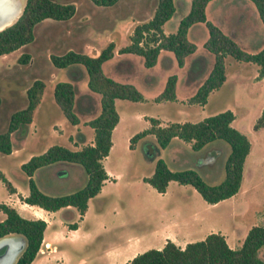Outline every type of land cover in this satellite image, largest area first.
<instances>
[{"label": "rangeland", "instance_id": "374dc122", "mask_svg": "<svg viewBox=\"0 0 264 264\" xmlns=\"http://www.w3.org/2000/svg\"><path fill=\"white\" fill-rule=\"evenodd\" d=\"M18 1L22 8L24 0ZM56 1L73 3L76 11L71 20L45 18L33 26L32 42L0 55V132L5 130L10 114L25 106V87L35 79L44 82L40 108L32 120L33 123L39 121L38 133L36 129L32 130V123L27 125L30 133L26 137L22 135L21 129L12 132L11 146L17 151L0 153V173L11 184L26 190V181L18 176L19 162L29 154L40 153L44 146L60 144L73 149L71 137L75 131L54 102L52 89L57 82H70L75 86V95L81 98L88 92L87 74L80 65L54 67L49 61V54L87 46V53L94 55L108 42H112L113 56L101 64L102 72L112 80L133 85L142 96L140 101L114 99L119 119L113 132L112 147L102 163L115 175V180L106 182L100 196L93 197L91 209L85 218L89 222L99 218L105 225L110 227L112 224L114 228L98 237L94 236L85 245L77 240L75 244L64 242L62 248L70 253L73 260L79 257L90 261L103 246L121 245L129 237L145 238L151 231L170 222L174 223L173 230L176 233H190L196 240H200L197 238L208 230L225 232L228 246L238 248L243 240L246 223L253 219L250 211L243 219L237 217L239 227H235L232 213L244 204L243 193L211 205L188 184L169 181L166 193L160 194L142 181L143 177L153 172L155 161L161 159L170 170L192 169L206 184H217L223 179V162L229 151L225 142L215 140L203 149L193 151L190 143L177 138L170 139L161 147L153 135L146 134L133 143L132 149L128 147V140L149 126L150 117L159 120L164 126L169 123L197 122L230 110L234 116L230 125L244 134L250 143L243 163L247 173L252 157L264 158V127L252 130L264 106V77H257V66L224 56L225 79L219 88L208 93L205 104H188L187 99L205 79L213 60V55L202 47L207 37L204 26L201 36L199 34L202 32L198 28L194 30L195 34L190 31L186 33V38L195 45V50L183 58L181 65L177 64L171 52L160 50L155 64L145 67L141 57L120 53L118 49L128 44L134 26L146 21L149 14L151 16L156 0H120L110 7L95 5L90 0ZM172 4L173 14L162 25L165 35L175 32L179 20L188 12L190 0H172ZM204 14L206 20L230 36L240 50L256 53L262 48L264 27L250 0H210ZM22 53L30 55L26 64L17 62ZM168 76H174L175 99L155 102L154 98L162 92ZM97 96H94L96 102ZM75 102H79L78 98ZM80 127L87 134V128ZM80 143L84 145L86 141ZM64 166H56L59 171L53 177L57 185L55 189L59 193L77 188L73 183L69 184L71 176L70 173H64ZM45 178L40 179L41 183L37 180V184L46 185L50 177ZM246 185L247 177L243 186ZM6 194L0 181V202H3ZM6 203L14 207L22 204L18 196ZM98 207H101L100 211L96 210ZM194 216L202 219L201 224L193 220ZM71 220L76 222L78 218L74 216ZM118 222H121L120 229H115ZM184 222H188V225ZM74 236L72 233L70 237ZM156 244L151 243L153 247ZM260 255L264 257L263 251H260Z\"/></svg>", "mask_w": 264, "mask_h": 264}, {"label": "trees", "instance_id": "16d2710c", "mask_svg": "<svg viewBox=\"0 0 264 264\" xmlns=\"http://www.w3.org/2000/svg\"><path fill=\"white\" fill-rule=\"evenodd\" d=\"M98 6L110 7L120 0H90ZM210 0H190L188 12L179 20L174 33L163 34L162 25L173 14L172 0H156L151 16L132 29L127 45L120 47V53H131L142 58L145 67L155 64L160 50L171 52L178 65L183 58L195 50V45L186 38L190 31L195 34L196 28L203 35L205 28L207 37L202 47L213 55L211 68L187 99L188 104L203 105L209 92L219 88L225 79L224 56L235 60L251 62L257 66V77H264V41L262 48L256 53H247L238 48L233 39L223 33L216 25L205 18L204 10ZM264 27V0H250ZM76 8L72 2L56 0H24L18 17L10 25L0 30V55L7 54L33 40V26L45 18L53 20H71ZM204 26V28L202 27ZM198 35V36H199ZM114 45L108 42L96 56L71 49L60 54H49L50 63L56 68L80 65L87 74V88L99 97V112L85 122L92 129V141L76 149H69L60 144L48 146L43 152L30 156L18 168V176L26 181L27 194L17 195L18 199L27 204L37 206L46 211L62 209L61 216L68 229H75L72 221L73 209L81 216L87 207L89 198L100 190L107 174L101 160L107 156L111 146L110 134L118 121L114 99L130 101L142 100L141 94L128 83H121L107 77L101 64L113 56ZM30 55L22 53L17 58L19 64H26ZM44 82L33 80L25 87L26 104L9 116L7 126L0 132V153L11 152L12 132L24 128L31 122L33 111L41 100ZM174 76H168L161 93L155 102L173 101ZM75 86L70 82H57L52 89L53 100L64 118L71 124L79 122L74 113ZM234 116L230 110L204 117L197 122L169 123L159 125L155 118H148L149 126L132 135L129 149L133 143L151 134L156 142L164 147L172 138L190 143L193 151H199L215 140H221L229 146L228 154L223 162V179L213 185L206 184L196 171L192 169L170 170L161 159H157L153 172L142 181L149 184L156 192L163 193L169 181L192 186L208 204H215L234 195L240 185L243 162L250 149L247 137L233 128L230 123ZM264 127V106L260 115L252 125V130ZM23 133V132H22ZM65 165L70 173L69 184L76 189L69 192H58L52 180L50 186L37 184V180L50 177L51 169ZM46 179V178H45ZM0 181L8 194L15 193L12 184L0 173ZM0 237L16 234L25 240V247L14 264H30L39 250L46 223L40 218L22 217L14 207L0 202ZM264 226H251L241 245L230 248L223 235L210 232L203 239L188 242L183 248L167 240L159 249L150 248L134 255L127 264H264Z\"/></svg>", "mask_w": 264, "mask_h": 264}, {"label": "crops", "instance_id": "0c3cea01", "mask_svg": "<svg viewBox=\"0 0 264 264\" xmlns=\"http://www.w3.org/2000/svg\"><path fill=\"white\" fill-rule=\"evenodd\" d=\"M149 17H150V14H149ZM85 49H87V46L74 49V51L84 52L88 54L89 56H96L99 52L97 51L94 55H90L89 53H87ZM95 95L97 96V94L92 93L89 90L88 92H85L81 98L75 95V100L76 98H78L79 102L77 104L76 102H74V107L77 106V111L75 110L74 112L76 113V116L78 117L79 122L77 124L72 125V129L75 131V133L71 137L73 141V149L80 147L81 141H86V143H91L92 141V129L89 126H87L85 122L91 119L92 117L96 116L99 112V97L97 96V102H98V109H97V102L96 100L94 101ZM40 103H41V100L35 107L33 111L32 119L30 122L32 123V130L36 129L37 133L39 129L38 127L39 121L37 120L35 123H33L32 120H33L34 113L38 114ZM118 119H119V116H118ZM116 125L111 130L110 148L112 147L113 132L116 128ZM159 125L162 126L160 121H159ZM80 126H84L87 128L86 130H87L88 135L84 133V131L81 129ZM26 127L24 128V131L22 133L24 137H26L30 133L28 126ZM129 136L130 135L128 134L127 138H129ZM74 142H76V144H74ZM47 147L48 146H44L40 151L43 152ZM16 151L17 149H12V146H11L10 154L15 153ZM32 155H35V154H29L24 160L19 162V165L23 163L24 161H26ZM105 158L106 156L101 160V163ZM102 165L107 174V179L103 182L99 192L95 196H100L102 189L104 187V184L106 182L115 180V175L109 170H107V168L104 166L103 163ZM64 167L66 169L64 173L68 175L69 174L68 168L67 166H64ZM58 169L59 168L58 167L56 168V166L51 169L50 181L48 184L49 186L53 180V177L55 176L54 174L59 171ZM246 177H247V185L243 186ZM12 186L15 189V193H11V194L7 193L6 198H4L3 200V202L5 203L7 202V200L13 201L17 197V195L25 196L27 194V189L22 190L17 185L15 186L13 184ZM165 193L166 191L160 194H165ZM241 193H243V197H244L243 203L244 204H242V207L238 211L233 212L232 214H233V219H235L234 220L235 227L237 226L239 227V224H238L239 221L237 222L236 220L237 217H239L240 219H243L244 216L251 211L253 219L250 222L246 223L245 233L242 238L244 239L248 229L251 226H254V225L264 226V158L257 156V157H252L250 159V166H249L248 172L245 173L244 167L242 168V177H241L240 185H239L237 192L227 199L235 198L236 196H238V194H241ZM92 200H93V197L88 199L86 210L81 216H79L77 212L71 209L72 214H74V216L78 218V220L75 222L76 223L75 229H68L66 227L65 220L61 216L62 209H59L56 211H46L37 206L27 205L23 202H21L22 204H20L18 207H14V205L11 204V206L14 207L16 211L22 217L40 218L44 220L46 223L39 250L30 264H103V263L104 264H127L128 261L134 255L141 253L150 248L159 249L163 246V244L167 240L171 241L172 243H174L176 246L180 248H183L184 245L188 242L197 241L196 238H192V236H190V233H176V231L173 230L174 223L170 222V223H166L165 225H163L162 228L160 229L151 231L148 234V236L145 238L138 237V236H135L132 238L129 237V238H126L125 242H123L121 245L115 244L111 246L108 244L105 247L103 246L102 250L99 252H96L95 255L92 256L90 261H87V260L85 261L84 259H81L79 257L73 260L70 253L65 248H62L63 246L62 244L64 242L75 244V242L79 240L81 244L85 245L87 243H90V241L93 239L94 236L98 237L102 235L104 232H107L108 230H112L114 228V225L111 224V226L109 227L105 225L104 222L99 220V218L96 219L97 215L94 216L96 220L90 221V222L87 220L85 221V218L88 215L89 209H91L90 206H91ZM215 204H211V205H215ZM23 205L26 207H22ZM100 209L101 207H98L96 210L100 211ZM2 218H3V215L1 214L0 219ZM195 219H196V216H194L193 220ZM196 221H198V223L201 224L202 219L199 217L196 219ZM120 223L121 222L116 223L115 229L116 228L120 229ZM184 224L188 225V222H184ZM184 224L183 226H185ZM210 232H213V231L208 230L201 237L197 239H200V240L203 239L204 236ZM217 232L224 236L225 241L227 243V239H226L227 234L225 232H220V231H217ZM72 233H74L75 235L74 237H70ZM151 243H157V244L155 247H153Z\"/></svg>", "mask_w": 264, "mask_h": 264}, {"label": "water", "instance_id": "95a60500", "mask_svg": "<svg viewBox=\"0 0 264 264\" xmlns=\"http://www.w3.org/2000/svg\"><path fill=\"white\" fill-rule=\"evenodd\" d=\"M24 247L25 240L19 235L0 237V264H14Z\"/></svg>", "mask_w": 264, "mask_h": 264}, {"label": "bare ground", "instance_id": "6f19581e", "mask_svg": "<svg viewBox=\"0 0 264 264\" xmlns=\"http://www.w3.org/2000/svg\"><path fill=\"white\" fill-rule=\"evenodd\" d=\"M20 11L18 0H0V30L14 22Z\"/></svg>", "mask_w": 264, "mask_h": 264}]
</instances>
